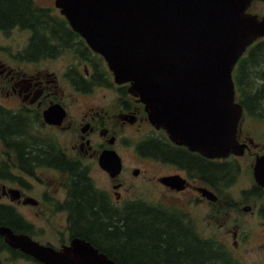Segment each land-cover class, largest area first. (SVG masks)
Returning <instances> with one entry per match:
<instances>
[{"label":"flooded vegetation","instance_id":"1","mask_svg":"<svg viewBox=\"0 0 264 264\" xmlns=\"http://www.w3.org/2000/svg\"><path fill=\"white\" fill-rule=\"evenodd\" d=\"M51 1L52 4L45 5L35 0H0L3 12L0 13V229L7 227L13 233L27 235L56 250L72 245L74 239H81L116 263L132 264L123 259V255L107 252L117 248L102 238V225L83 220L102 217L104 210L114 216L124 211L119 202L121 182H114L112 190L106 189L93 174L94 167L109 174L101 166L100 156L106 149L118 153L113 147L116 136L111 127L104 125L105 118L112 116L107 111L106 115L99 111L93 113L94 107L81 109L84 105L76 104L77 110L72 113L71 105L65 101L66 89L60 87L59 79L67 86L87 93L89 71L85 65L80 70L72 64L71 54L88 62L85 51H75L77 43L84 47L85 41L80 34L71 38L60 25H66L64 14L55 0ZM15 3L25 6L24 15L9 14L7 19L3 18L9 8L3 9ZM58 57L62 59L53 64ZM43 61H47L43 69L28 72L31 65L39 66ZM260 65H264V61ZM17 66L21 69L17 70ZM72 74L77 77L78 86L72 82ZM259 76L264 83L262 68ZM233 78L234 82L243 85V80L234 75ZM121 85L127 89V84ZM242 90L247 92L245 88ZM242 90L235 84L236 100L242 107L235 135L238 142L244 144L241 153L210 157L165 139L167 134L164 132L157 136L158 143L163 148L165 142L179 146L177 159L173 155L171 158L162 156L163 152L157 157L149 152L143 155L146 161L153 163L151 169L158 163L173 165L175 171L153 177L169 190L189 191L193 202H210L207 210L210 218L217 221L224 234L233 236V244H237V236L247 230L241 226L243 216L259 218L260 229L264 230V138L257 139L249 134L248 125L243 121L250 116L249 111L254 112L257 116L249 118L256 119L264 128V109L261 108L264 101L250 102L248 111L239 101L248 97ZM121 93L122 90L116 98L120 104V119L133 123L144 116L148 120L144 104L131 94L120 101ZM79 114L81 121L72 123L71 119ZM96 130L100 138L95 135ZM12 133L14 136L10 135ZM169 174L183 177L184 186L171 188L159 180ZM239 179L243 183L236 188ZM79 190L86 191L90 199L93 195L95 201H86V196L78 197ZM39 219L44 223H39ZM96 225L100 226L97 230ZM49 230L56 236L55 243L42 237ZM105 230L110 234L116 231L112 223L105 226ZM8 259L10 262L23 259L34 264H47L10 245L6 234L0 230V264Z\"/></svg>","mask_w":264,"mask_h":264},{"label":"water","instance_id":"2","mask_svg":"<svg viewBox=\"0 0 264 264\" xmlns=\"http://www.w3.org/2000/svg\"><path fill=\"white\" fill-rule=\"evenodd\" d=\"M253 0H55L69 25L106 62L115 83L144 104L149 122L170 139L210 157L241 153L236 139L242 107L232 70L255 39L264 15ZM100 164L114 177L121 157L106 149ZM138 168L133 173H138ZM159 180L184 186L179 174ZM7 242L47 264H119L89 242L56 250L7 227Z\"/></svg>","mask_w":264,"mask_h":264},{"label":"trees","instance_id":"3","mask_svg":"<svg viewBox=\"0 0 264 264\" xmlns=\"http://www.w3.org/2000/svg\"><path fill=\"white\" fill-rule=\"evenodd\" d=\"M6 8H9V10ZM3 10L9 11L5 12L3 17L7 19L9 14L24 15L25 6L15 3ZM0 13L3 12L0 10ZM65 23L66 25L58 24L65 27L71 38L79 35L68 25L69 23L67 24V21ZM83 45L85 48L80 47L77 43L75 51H79V49L85 51L87 61L92 68L86 78L85 91L88 92L87 88L95 85H112L111 72L106 69L103 57L91 50L86 42ZM263 61L264 37L255 40L248 46L233 70V75L244 81L243 85L238 84V82H235V84L239 90L243 88L247 90V92L243 90L242 92L248 94V97L239 101L248 111L251 107L250 102L257 103V101L264 100L263 82L257 87V90L250 91L252 85L251 72ZM71 80L72 82L75 81L78 86L77 77L73 74ZM119 86V89L123 92L127 91L125 85ZM261 108L264 109V105ZM249 115H256V113L249 111ZM162 131V133L165 132L163 129ZM10 135L14 136V133ZM157 136L158 134L150 133L140 140L136 146L138 152L142 156L149 152L156 157L161 155L160 152H163L162 156L171 158L173 155L177 159L176 155L180 147L173 145L171 142H165L163 148L159 145L160 139ZM164 138L169 139L168 136ZM149 144L151 147L147 148ZM184 158L186 157L184 156ZM77 195L83 198L86 196V201H95V197L92 195V199H90L84 190H79ZM123 205H125L126 210L117 216L104 210L103 216L95 218L93 221L83 219L87 223L93 224L95 222L103 226L102 232L108 237L105 240L111 241V245L117 248L114 252L107 251L109 254L123 255L121 257L128 259L132 264H243L237 258H234L219 240L211 239L197 232L191 219L185 213L180 216L177 213L179 210L175 206H168L162 202H148L141 198L128 200ZM115 219L117 221H114ZM111 223L114 230H116L114 234H110L105 230V226L111 225Z\"/></svg>","mask_w":264,"mask_h":264},{"label":"rangeland","instance_id":"4","mask_svg":"<svg viewBox=\"0 0 264 264\" xmlns=\"http://www.w3.org/2000/svg\"><path fill=\"white\" fill-rule=\"evenodd\" d=\"M35 1L45 5L52 4L51 0ZM248 12L255 13L259 17L263 16L264 0H253L249 6ZM70 57L72 64H74L78 69H84L85 65L88 71H91L92 68L88 61V63H85L83 60H78L72 54ZM60 59H62V57H58L53 60L52 63L54 64L60 61ZM46 62L47 61L41 62L39 66L31 65L28 72L33 73L37 70L43 69ZM103 63L106 66L104 60ZM260 66L254 68V71L251 74L252 85L250 87V91L257 90V87L263 82V79L259 76V70L261 68L264 70V65ZM16 69L20 70L21 68L20 66H17ZM106 69H108L107 66ZM110 78L113 83L111 86L95 85L91 88H87V93H81L80 91L75 90L72 86H67L61 79L57 80L60 87H65L66 89L67 95L65 96V101L71 105L72 113L77 110V108H75L76 104H81L84 105L81 109L84 107H94L96 110L93 111V113L99 111L101 113H105L106 115L107 111L108 115H112L105 118L106 123H104V125L111 127L114 131L116 140L113 147L116 148L122 157L123 163L121 171L116 175V177L114 176L115 178L111 177V175L107 174L105 171H103L105 173H102L97 167L93 168L95 179L101 187L106 189L110 188L112 190V184L114 182H121V186L119 187L121 196L119 199L120 204H123L128 200L141 198L147 200L148 202H162L168 206H175L181 213L177 210L174 211H177L180 216L185 213L191 219V222L194 223V228L197 232L211 239L219 240L231 252V255L243 264H264V230L260 229V225L258 223L259 218L243 216L241 226L246 227L247 230H243L237 236V244H233V236L231 234H224L223 230L218 227L217 221L210 218V213L207 211L210 209V202L207 200L193 202L192 194L189 191L177 193L175 190H169L165 185L153 177V175L156 174L162 175L164 173L175 171V167L169 163H158L156 167L151 169V165L153 163L146 161V159L138 152L136 146L140 140L144 139L150 133L159 135L163 131L162 129L156 130L144 116L139 117L133 123L128 121L123 122L118 116L120 104H117L116 101L120 92L119 85L121 84L113 81L112 74H110ZM121 94L122 95L119 97V100L124 101L128 98L130 93L125 91ZM239 96H241V91H239ZM262 105H264V102H262ZM258 107H260V103L258 104ZM256 116L257 115H251L245 117L243 120L244 124L248 125L249 134L257 139L264 138L263 126L261 127V124L258 123L256 119H250L251 117ZM66 121L68 122L67 118ZM80 121L81 114L71 119L72 123H79ZM95 135L99 137L98 130H96ZM135 167L139 168V172L137 174L132 172V169ZM242 183L243 181L239 179L235 187L238 188L242 185ZM164 191H167V193H164ZM234 193L237 194L236 192ZM122 209L124 211L126 210L125 205H122ZM38 222L44 223L41 219H39ZM219 222L221 223L222 219H220ZM244 224L246 226H244ZM99 228L100 226L96 225V230ZM101 236L103 239L108 238L102 231ZM42 237L49 238L54 243L56 242V236L53 234L52 230L47 231ZM2 264L34 263L23 259L10 262L8 259V261H5Z\"/></svg>","mask_w":264,"mask_h":264}]
</instances>
